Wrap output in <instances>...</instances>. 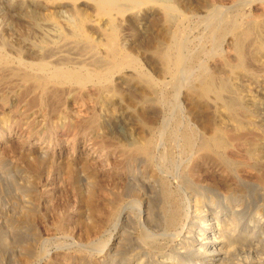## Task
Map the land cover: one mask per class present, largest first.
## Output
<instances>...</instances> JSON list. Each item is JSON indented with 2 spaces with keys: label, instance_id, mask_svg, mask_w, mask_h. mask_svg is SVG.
Segmentation results:
<instances>
[{
  "label": "bare ground",
  "instance_id": "6f19581e",
  "mask_svg": "<svg viewBox=\"0 0 264 264\" xmlns=\"http://www.w3.org/2000/svg\"><path fill=\"white\" fill-rule=\"evenodd\" d=\"M0 4L10 14H17L19 17L26 15L28 31L32 36L31 40L30 35L23 40L17 38L20 48L15 57H11L10 53H4L2 44L5 43L0 42V90H3L11 81L22 83L25 93L32 96L29 106L48 104L51 110H56L62 106V93L68 95L75 93L78 98L85 97L89 93L87 100H91L90 95H94L95 101L105 102L104 98L114 90L112 81L117 75L123 78L128 76L141 85L140 104H154L157 89H159L158 81L142 71L137 58L122 45L123 27L126 25L125 29L132 30L137 24V13L140 11L145 14L153 13L155 16L156 13H160L159 31L160 34H165L166 39L159 41L157 40L159 38L153 37L155 44L152 39L153 47L148 50L146 60L153 62L158 72L169 77L175 91L180 90L187 80V62L182 52L184 43L180 35L183 31L181 28L184 13L179 12L166 0H0ZM214 12H216L215 9ZM63 14L67 16L64 18ZM60 17H63L64 21ZM214 18L215 15L214 21L207 19L209 20L207 39H211L214 45H218L221 37L225 33L228 35L230 33L234 58L232 61L221 58L220 71L203 70L193 79L188 92L198 100L211 103L216 109L221 108L231 122V129L215 123L208 134H203L204 136L199 138L200 141L193 154L196 164L203 163L206 164V168H211L213 176L208 170L209 175L213 179L216 177L219 184L215 181L216 187L198 178L196 180L191 169H185L174 184L180 186V191L181 188L183 192L186 190L187 199L182 200L180 191H177L178 188L169 189L165 183L160 182L161 178L159 181L147 174L152 166L153 143L157 140L153 141L152 137H143L137 141L130 140L127 148L118 146L117 152L121 154L124 165L128 167L137 163L138 167L137 195L140 207L136 222H133L137 224L139 238L136 235L131 246L120 235L109 247L104 242L105 247L101 250L98 248L100 260L97 264H264V216L261 212L264 211V144H259V140L252 135V137H243V133H240L248 126H254L252 117L254 109L251 111V103L247 102V104L240 97L239 85L236 84L237 80L245 78L246 82L252 85L251 88L255 89L254 91L259 93L263 90L264 9L259 19H253L242 26L229 18L223 17L222 21H218L221 18ZM41 19L46 22L44 24L46 27L38 30ZM3 31L6 32L5 29ZM139 44L140 42L132 43L133 48L138 47ZM34 47L40 48L39 55L32 51ZM22 48H24L23 51L26 50L24 53ZM261 57L263 59L260 61ZM125 73L128 75L126 76ZM186 73L185 79L183 76ZM88 87L89 90H87ZM253 105L255 107V104ZM259 112L258 121L264 123V105ZM130 121H132L131 117ZM25 124L26 122L20 120L17 122L18 127L15 128L19 131ZM37 124V122L33 123L34 132L39 130ZM81 124L92 131L99 127L100 122L98 117L92 114ZM68 125L65 126L68 127ZM33 130L30 131L34 133ZM173 134L175 133L168 136L169 141L173 140L175 136ZM261 136L264 137L263 134ZM181 137L183 147L193 150L195 142H192L191 132L184 131ZM167 143L169 145V142ZM231 151H238L242 157L232 158L228 154ZM38 152L44 159L52 158V156L48 158L47 150L43 147ZM242 171L249 174L248 179L241 176V174L245 176ZM2 173L0 171V184L6 186L5 182H2L5 178H2ZM33 176L30 173L26 174L28 190L26 196L21 198L22 203H31L30 200L35 197L30 187ZM81 178L84 183L83 186L81 185L83 193L87 199H90L94 193V179L84 176ZM127 178L130 181L133 179L130 174ZM182 196L184 197V194ZM119 200L115 197L110 202L111 208L105 215L104 221L109 222L116 217ZM255 202L258 203L257 207L261 214L257 208L259 215L254 218L249 216L250 219H247L248 211L254 207L250 206ZM6 203H4L5 206ZM1 209L0 264H30L33 258L39 264H46L37 248L43 240L42 235L33 227V220L36 221V210L26 206H12V209H7L10 212L7 215ZM76 221L79 226L77 229L80 241L96 235L98 226L104 223L97 218L95 210L90 205L81 211ZM130 222H132L131 218L126 211H120L115 221L120 229L123 223ZM151 235H158L157 238L159 237L160 240L156 237L153 239ZM88 243L90 242L84 245L75 243L77 251L72 255H64L59 263L92 264L88 254L93 249L91 248L93 243ZM119 253H124L122 258H118Z\"/></svg>",
  "mask_w": 264,
  "mask_h": 264
},
{
  "label": "rangeland",
  "instance_id": "374dc122",
  "mask_svg": "<svg viewBox=\"0 0 264 264\" xmlns=\"http://www.w3.org/2000/svg\"><path fill=\"white\" fill-rule=\"evenodd\" d=\"M166 1L175 6V8L178 9L179 12H182V14L184 13L181 28L184 32L182 31V34L180 35L182 36V42L184 43V50H182V52L187 62L186 67L188 69V75L186 73L183 76L185 78L187 75V80H185L184 86H182L180 90L178 89V91H175L169 77L158 72L154 63L147 61L145 58L146 54L149 53L148 50H151L153 47L151 41L153 37H155V39L159 38L157 39L159 41L166 40L165 34H160L159 31L158 24H160V13H156L155 16L153 13L145 14L140 11L137 13V24L133 27V29L127 30L125 29V25L121 31L123 47L137 58L142 71H144L152 79L158 81L159 89H157L156 102L154 104H140L139 96L142 90L141 85L128 77V73H125L127 76L126 78L118 75L113 77L112 84H114V90L112 93L107 94V98H104L105 102L99 103L95 101L94 95H90L91 100H87V95H89V93H87L86 96L84 95L85 97L81 96L80 98H78L75 93H70L69 95L67 93H62V106L56 110H51V107L48 104L43 106H29L32 96L25 93L22 83L11 81L4 87L3 90H0V171L3 172L2 178L5 177L2 182H5L6 184V186L0 184V200L2 199V201H0V209L2 208L1 210L5 211L7 215L10 214L7 209H12V206H26L30 207L34 211L36 210V221L33 220V227L36 228L37 233L42 235L43 240L37 248L42 254L43 262L46 264H60L59 262L64 255H72L77 251L75 243L84 245L87 244L88 241L90 242L88 244L93 243V245H91V248L93 249L88 254V259L90 258L89 260L92 264H97L100 260L98 248L100 250L103 249L102 247H105V243L108 247L111 246L112 242L117 239L116 237L120 235L121 238H123V240L131 246L136 235L137 238H139V233H137L138 231L136 230L137 224L135 223L140 207V201H138L139 198L137 195V163L127 167L124 165L121 154L117 152L118 146L127 148L130 144V140L137 141L143 139V137H152L153 141L157 140L153 143V157L151 159L152 166H150V170H148L147 174L158 180L161 178V181H159L165 183V186L169 189L176 190V188H178L177 191H180V186L177 185V187L174 184H176V181L179 180L185 169H191L193 175H195L194 177H196V180H203L206 184H214L216 187V182L219 184V180L217 179V181L216 177H214V179L211 177L213 176L211 168H206V164L204 165L203 163L196 164L193 154L195 153L194 150H196V145L204 136L203 134H208L209 130L215 123L231 129V122L221 108L216 109L211 103L198 100L191 94L189 95L188 90L191 84H193V79L203 70L210 72L216 70L220 71L219 63L221 58H226L229 61H232L234 58V54L231 49V34L229 33L228 35V33H225L223 37H221L218 45H214L211 39H207L209 36V25L207 26V22L210 19L213 20L215 15L214 19L221 18L220 20L217 19L218 21L229 18L231 21L234 20L233 22H236L241 26L244 23V25H246L249 21L259 19L262 16L264 1ZM214 9L216 12H214ZM216 13L218 14L217 17ZM9 14L10 13L0 4V42L3 41L5 43L2 44L4 45V53H10L9 55L11 57H15L17 50L20 48L17 38L23 40L25 37L30 35L29 39L31 40L32 36L28 31L29 25L27 23L28 17L26 15H20L19 17L17 14ZM66 16L67 14H63L64 18ZM63 17H60V19L62 20ZM207 17L209 18L208 21ZM44 24H46V22L42 20L39 24L40 27L38 30L46 27ZM4 29L6 32L3 31ZM37 36L40 35L37 34ZM155 39H153V43ZM134 42H140L139 46L133 48L132 43ZM23 49L24 48H22V53L26 51H23ZM32 49V51L38 55L41 53V50L38 47H34ZM261 59H263V57L260 58V61ZM262 75V84L264 85V73ZM246 81L247 80L245 78H241L236 81V84L237 86L239 85L240 97L246 103H251V111L254 109L255 116H252L254 126H248L240 133H243V137L253 136L257 138L259 140V144L263 145L264 137L261 136V134L264 135V123L258 121V118L260 117L259 109L264 105V86L262 85L263 93H261L262 91L258 93L254 91L255 89L251 88L252 85L250 86V84ZM163 84L166 85L163 86ZM87 90H89V87ZM253 104H255V107ZM256 112H258V114ZM92 114H95L100 122L99 127L92 130L93 132L91 129L85 128L84 125L81 124L84 119L89 118ZM123 116H125L126 119ZM130 117L132 121H130ZM20 120H23L26 124L18 131L15 127H18L17 122H20ZM257 121L259 123H257ZM34 122L38 123L37 127L39 129L35 132L33 130ZM66 124H69L68 127L70 126V128L66 127ZM29 129L33 130L34 133H32ZM183 130L191 132L193 136L192 142H195L193 150L183 147L181 137L182 132H184ZM171 133H175L173 134L175 136L172 141H169L168 136ZM167 142H169V145ZM42 147L47 150L48 158L52 156V160L44 159L38 154V150ZM228 154L232 158L242 157L238 151H231ZM50 160L51 162H49ZM27 173L34 175V179H32L30 187L34 192L36 199L34 197L30 200L32 204L24 201V203H22L21 201V198L26 196L28 190V184L25 181ZM129 174L133 177L131 181L127 178ZM243 174L245 176L242 174L241 176L248 179L249 174L247 172H243ZM82 176L94 179V193L90 199L88 198L89 200L82 190V186L84 184L81 178ZM40 188L41 190H39ZM185 191L183 192L181 188L180 195L182 200L187 199ZM183 194L184 197L182 196ZM12 195H14V197ZM112 195L118 197L120 200L116 217H114L112 221L108 222L104 221V218H106L105 215L108 214L109 209L111 208L110 202L115 198ZM4 203H6V206ZM257 204V202L252 203V206L250 207H254L250 208V211H248V216L246 215L247 219H250L251 216H253L252 218L257 217L261 214V212L264 216V211L260 212ZM88 205L93 207L95 213L97 214V218L104 223L98 226L96 235L94 234V236H89V238H87L89 240H81V243V241L78 240V223L76 220L79 218L81 211L88 208ZM251 210L256 212H252ZM120 211H126L132 221L130 223H123V225H121V229L119 228V225L115 223L117 215ZM257 211L259 214H257ZM253 213H256L257 215H253ZM157 236L158 235H151L152 238L156 237L157 240H160ZM123 254L124 253H119L118 258H122ZM35 260L36 259L33 258L30 264H39L37 261L35 262Z\"/></svg>",
  "mask_w": 264,
  "mask_h": 264
}]
</instances>
